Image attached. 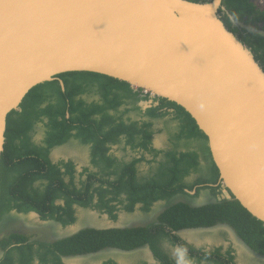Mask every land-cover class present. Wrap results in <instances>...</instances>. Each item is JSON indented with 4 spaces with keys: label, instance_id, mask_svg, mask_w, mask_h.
Returning a JSON list of instances; mask_svg holds the SVG:
<instances>
[{
    "label": "flooded vegetation",
    "instance_id": "1",
    "mask_svg": "<svg viewBox=\"0 0 264 264\" xmlns=\"http://www.w3.org/2000/svg\"><path fill=\"white\" fill-rule=\"evenodd\" d=\"M247 3L219 12L264 66V0ZM6 130L0 264H264V223L177 103L67 71L35 86Z\"/></svg>",
    "mask_w": 264,
    "mask_h": 264
},
{
    "label": "water",
    "instance_id": "2",
    "mask_svg": "<svg viewBox=\"0 0 264 264\" xmlns=\"http://www.w3.org/2000/svg\"><path fill=\"white\" fill-rule=\"evenodd\" d=\"M222 0H0V166L8 114L37 85L90 71L180 105L231 196L264 223V66Z\"/></svg>",
    "mask_w": 264,
    "mask_h": 264
},
{
    "label": "trees",
    "instance_id": "3",
    "mask_svg": "<svg viewBox=\"0 0 264 264\" xmlns=\"http://www.w3.org/2000/svg\"><path fill=\"white\" fill-rule=\"evenodd\" d=\"M230 2H232V6L233 7H235L234 8V10H236V11H246L247 9H248V7H250V4L249 3H247V0H230ZM252 6V5H251ZM250 10V9H249ZM256 57H257V59L259 60V58H258V55H256ZM261 63V62H260ZM262 64V63H261ZM39 86V85H38ZM33 90V89H32ZM31 90V91H32ZM31 91L29 92V94L31 93ZM15 112V110H13V111H11L9 114H8V117H7V121L8 120H10V118H11V115L13 114ZM7 134V130H6V132H5V135ZM6 148H7V145L5 146ZM16 148V147H15ZM12 149V148H11ZM5 151V150H4ZM4 151L2 152V158H1V174H2V178L3 179H5V172H4V170H5V167H6V164H5V162H4V159H3V156H4ZM12 157H16V158H18V157H21V155H23V154H21L20 152H19V148H16V149H14V150H12ZM3 183H4V181L2 180V186H1V189H0V204H2V202L4 201V199H5V188L3 187ZM247 216L251 219V220H254L255 218L254 217H252L251 215H250V213H247Z\"/></svg>",
    "mask_w": 264,
    "mask_h": 264
}]
</instances>
